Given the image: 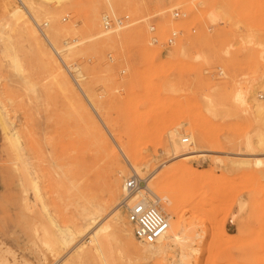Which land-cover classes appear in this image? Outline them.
Returning a JSON list of instances; mask_svg holds the SVG:
<instances>
[{"label":"rangeland","instance_id":"1","mask_svg":"<svg viewBox=\"0 0 264 264\" xmlns=\"http://www.w3.org/2000/svg\"><path fill=\"white\" fill-rule=\"evenodd\" d=\"M212 11L219 15L214 25ZM106 14L126 15L130 25L104 32ZM172 31V46L150 43ZM262 88L264 0H0V116L22 156L16 160L0 124V264H77L73 252L54 253L51 219L64 227L75 211L99 207L90 231L114 212L121 219L111 223L120 243L103 247L107 264L121 257L134 264H264V128L248 111H223L235 90L246 91L250 105ZM209 100L215 117L205 108ZM174 135L192 136L181 145L194 154L173 158ZM248 135L256 152L247 156ZM134 174L165 196L173 213L156 207L167 222L179 223L150 260V246L134 239L119 205L123 181ZM111 179L118 185L113 203ZM91 241H80L83 264H104Z\"/></svg>","mask_w":264,"mask_h":264},{"label":"bare ground","instance_id":"2","mask_svg":"<svg viewBox=\"0 0 264 264\" xmlns=\"http://www.w3.org/2000/svg\"><path fill=\"white\" fill-rule=\"evenodd\" d=\"M38 2L41 5H60V3L67 1V0H33ZM104 3H108V0H103ZM26 3H28L26 1ZM38 5V4H37ZM63 5V4H62ZM32 6V5H31ZM27 7V6H26ZM37 7V6H36ZM35 7V8H36ZM54 7V6H53ZM57 7V6H56ZM55 7V8H56ZM33 8V7H32ZM50 8V7H48ZM52 8V7H51ZM46 9V8H45ZM33 10V9H32ZM39 10V9H38ZM41 10V9H40ZM39 10V11H40ZM53 11V9H51ZM46 11V10H45ZM50 11V10H49ZM48 11V12H49ZM55 11V10H54ZM30 12V11H29ZM36 13V12H35ZM56 13V11H55ZM37 14V13H36ZM55 15V14H54ZM207 19L208 22L211 25L217 24V22L219 21V15L217 12L212 11V12H208L207 13ZM33 21V20H32ZM31 21V22H32ZM94 22V21H93ZM92 21H89V26L91 28V30H94V23ZM36 25V24H35ZM37 26V25H36ZM43 26H46V24H43ZM38 28V26H37ZM42 32V31H41ZM97 39L101 37L100 33H96L95 34ZM105 35V34H104ZM104 37V36H103ZM105 40V39H104ZM48 44H50L48 42ZM53 66V65H52ZM55 67V66H54ZM54 69V68H53ZM261 87V86H260ZM78 88V87H77ZM262 92H264V88L261 89ZM81 93V92H80ZM261 93V92H260ZM246 91H242V90H235L234 92L231 93V96L228 97V101L227 103H229V105L226 104V107L224 108V113L225 114H237L240 111L244 112V111H248L250 113V115L253 116V118L255 119V122L260 125L262 128H264V104H262L261 101H259L257 99V97L253 98V96L251 95V101H250V105L247 104V99L246 98ZM207 104H205V108L207 110H209V114L213 117H215V104L209 100V102H206ZM209 103V104H208ZM246 107V108H245ZM246 113V112H245ZM222 114V113H221ZM243 114V113H242ZM224 117V115H222ZM226 117V116H225ZM224 117V118H225ZM227 118V117H226ZM0 124L3 128L4 134H5V142L6 144L13 149V151L17 154L16 160L21 161V155H18V152L20 150V143L18 140V137L15 133H11V132H7L6 127L2 125V120H1V116H0ZM256 124V125H257ZM5 125V124H4ZM261 133V131H260ZM264 134V133H262ZM261 134V135H262ZM258 135V134H257ZM258 135V136H261ZM179 135H174L172 136L171 139V146H170V150H171V154L174 156L173 158H180L184 155H191L194 154V150L193 149H189V147L186 146H182L181 142L184 138H178ZM189 139L191 140V142H193V138L192 136H188ZM188 139V140H189ZM113 140L117 143L118 145V150L120 151V155H122V157H124L123 159L125 160H130L131 154L128 151V149L123 145V143L120 141L119 138L113 137ZM190 143V142H189ZM259 143V140H258ZM262 143H264V141H262ZM192 144V143H191ZM260 144V143H259ZM190 145V144H189ZM261 145V144H260ZM242 148L243 151L247 152V156L250 154H253V152L256 150H254V146H253V141L251 139V137L248 135V137L244 138V140L242 141ZM241 151V150H240ZM256 152V151H255ZM16 156V155H15ZM14 156V157H15ZM234 156H238L237 154H234ZM241 156V155H240ZM23 166V165H22ZM135 166V165H134ZM133 169V167L131 168ZM115 170V169H114ZM133 171V170H132ZM191 172L188 173V176H192L190 174ZM112 175V174H111ZM113 177V176H112ZM120 180V179H119ZM144 182V181H143ZM121 185V184H120ZM146 184L143 186V184L141 185V189H145L148 190L152 195H154V202H153V206L156 207L159 206V204L163 205L167 210H169L170 212V206L167 204L165 196L162 195L161 192H159L158 190H156V188H145ZM35 187L32 188V191L34 192ZM120 188V187H119ZM91 190V189H90ZM118 191V185L116 184L114 179L110 180L109 186L107 187V197L109 198L110 202H112L115 198V195H117ZM96 192V191H95ZM141 193V192H140ZM97 194V192H96ZM143 194V193H141ZM148 194V193H146ZM150 194V195H151ZM92 195V193L90 194ZM93 195L94 192H93ZM100 195V194H99ZM87 196V195H85ZM97 196V195H96ZM117 197V196H116ZM86 200V198H83ZM93 199V198H92ZM95 199V197H94ZM88 200V199H87ZM98 200V199H97ZM152 200V199H151ZM94 201V200H93ZM92 201V203H93ZM100 202V201H99ZM81 203V202H80ZM83 203L85 204L84 200ZM98 203V202H97ZM96 203V204H97ZM102 203V202H100ZM99 203V206H100ZM113 203V202H112ZM84 204H82V206H84ZM89 204V202H88ZM80 205V204H79ZM91 205V204H90ZM103 205V204H102ZM120 205V204H119ZM78 206V204H77ZM92 206V205H91ZM98 206V205H97ZM118 206V205H117ZM79 208H81V206H78ZM89 207V205H88ZM86 209V207H84ZM98 208V207H97ZM105 208V207H104ZM103 207H99L98 209H94L93 211H75L74 214H72V216L69 218L68 221V225L61 227L58 226L55 222L54 219H51V224L53 226V235H52V245L54 247V253L58 256L61 252H64L65 255L69 254L70 252L75 253L74 256L77 262V264H83L84 260L86 258L85 255V251H84V247H80V241L82 240V238L84 236H89L92 241H91V251L93 253V255L99 259L102 263L107 264L105 261V257L106 255H104L103 253V247L105 244L108 245L109 241L111 240L113 245L118 246L117 243H120L118 241V239L113 235L112 233V221H118L121 220L119 219L120 217L118 215L115 214V212L113 213V216L111 218V220H109V218L107 217L106 221L104 223H102V225H97V227L95 229H93V231H90L93 226H95L99 221V218H101L100 216L102 215L103 211H104ZM117 208V207H114ZM160 208V207H159ZM158 208V209H159ZM82 209V208H81ZM92 209V208H91ZM161 209V208H160ZM77 210V208H76ZM79 210V209H78ZM173 213V212H172ZM112 214V213H111ZM102 222V221H101ZM129 224V223H128ZM168 227L167 230L165 231V233L158 239L155 241V243H153L152 245H145V246H150V249L147 253V258L150 260L151 257H154L155 255H159L162 251L161 248H159L157 246V244L160 243V241L162 240V238H164L168 233L172 232V233H176L179 231V223L177 221L175 222H171L168 220L167 222ZM131 227V226H130ZM132 229V227H131ZM133 233V232H132ZM169 236V235H168ZM170 237V236H169ZM122 243V242H121ZM141 244V243H140ZM144 245V244H142ZM132 246V245H131ZM136 247V246H135ZM115 250V249H114ZM117 251V250H116ZM131 251V250H130ZM135 252V251H134ZM141 252V251H140ZM139 252V253H140ZM116 253V252H115ZM130 253V252H129ZM132 253V252H131ZM106 254V253H105ZM121 254V253H120ZM124 254V253H123ZM64 255V256H65ZM122 255V254H121ZM141 256V254H138ZM63 256V255H62ZM125 256V255H122ZM144 256V255H143ZM132 257V256H130ZM59 258V257H58ZM57 258V259H58ZM119 258V257H118ZM134 258V257H133ZM71 259V258H70ZM72 259V260H73ZM141 259V258H140ZM146 259V258H145ZM71 260V261H72ZM139 260V258L137 259ZM118 261V260H117ZM136 262V260H135ZM140 262V261H139ZM146 262V261H145ZM75 263V262H74ZM138 263V262H137ZM141 263V262H140ZM66 264H70V260H68L66 262ZM119 264H134L133 260L127 259V258H122L119 260Z\"/></svg>","mask_w":264,"mask_h":264},{"label":"built area","instance_id":"3","mask_svg":"<svg viewBox=\"0 0 264 264\" xmlns=\"http://www.w3.org/2000/svg\"><path fill=\"white\" fill-rule=\"evenodd\" d=\"M173 19H179L180 13L173 10L171 13ZM102 30L104 32H113L121 30L130 25L128 16H115L111 14L103 15L101 18ZM41 31V27L38 26ZM149 32L154 34V26H149ZM178 37L176 31H172L166 40L159 44L155 37L150 38V43L159 45L164 48L172 46ZM257 99L264 102V94H258ZM183 145H189L188 138H184L181 142ZM141 179L137 175H131L123 181L122 191L123 199L120 206L124 209L126 220L132 227L134 239L144 245H152L167 230L168 224L163 214L153 206L152 200L148 199L149 195H142Z\"/></svg>","mask_w":264,"mask_h":264},{"label":"crops","instance_id":"4","mask_svg":"<svg viewBox=\"0 0 264 264\" xmlns=\"http://www.w3.org/2000/svg\"><path fill=\"white\" fill-rule=\"evenodd\" d=\"M1 127V126H0ZM1 129V128H0Z\"/></svg>","mask_w":264,"mask_h":264}]
</instances>
